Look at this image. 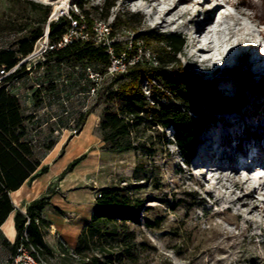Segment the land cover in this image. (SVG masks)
Wrapping results in <instances>:
<instances>
[{"label":"rangeland","instance_id":"rangeland-1","mask_svg":"<svg viewBox=\"0 0 264 264\" xmlns=\"http://www.w3.org/2000/svg\"><path fill=\"white\" fill-rule=\"evenodd\" d=\"M248 1L67 0L68 8H64V1L0 0V53L13 51L18 58L12 68L0 62V84L19 98L25 138L34 145L42 165L49 166L38 179L41 187L53 180L42 194H51L53 200L43 208V216L56 224L64 219L67 223L65 237L53 233L51 223L41 227L53 252L44 254L51 264H64L61 249L73 245L71 231L78 211L94 215L102 188L109 185L124 188L132 203L122 217L115 218L109 236L104 233L91 239L89 254L100 258L98 264H264V166L252 161L264 144V60L252 61L264 55V22ZM218 5L222 6L219 11ZM73 12L83 16L86 26L87 17L93 26L105 21L115 42L127 49L142 32L181 34L186 40L178 54L181 62L215 82L223 94L240 95L246 103L239 111L217 114L202 128L189 163L172 127L141 125L132 133V149L108 150L101 128L105 100L98 95L113 77L108 69L72 56L60 57L54 51L29 57L39 48L42 36L29 53L21 51L29 47L39 27L43 34L50 30L52 14L60 16L69 29ZM216 16L198 46L209 40L211 47L214 41L221 42L219 49L191 56L198 48L192 32ZM73 37L83 38L81 30ZM146 45L140 40L138 52L155 62L147 56L153 46ZM143 88L150 92L147 80ZM210 136L215 150L226 147L220 154L224 168L213 166V160L201 171L198 165L204 162L205 140ZM246 148L248 154L241 156ZM231 161L237 165H229ZM225 167L243 181L246 171L253 169V179L237 184L222 174ZM256 182L262 188L243 199ZM14 204L15 213L27 212ZM136 212L138 221L131 218ZM16 243L15 214H10L0 229V264H10ZM67 249L78 258L75 249ZM85 262L77 259L72 264H90Z\"/></svg>","mask_w":264,"mask_h":264},{"label":"trees","instance_id":"trees-1","mask_svg":"<svg viewBox=\"0 0 264 264\" xmlns=\"http://www.w3.org/2000/svg\"><path fill=\"white\" fill-rule=\"evenodd\" d=\"M248 2L264 22V0ZM48 13L46 12L43 21L47 20ZM73 15L75 18H81L75 12ZM85 21L89 31H92V19L87 17ZM50 26V38L53 43L59 41L68 31L62 18L56 22L51 21ZM42 34L43 28L39 27L29 47L21 51L29 53L34 42ZM140 40L147 44L146 47L153 46L151 54L156 62L144 58L138 60L129 66L127 72L114 75L98 93L105 100L101 122L104 142L108 150L127 151L134 147L132 133L139 126L146 125L149 129L172 127L175 130V141L189 163L200 142L202 128L213 122L217 114L239 111L246 99L237 94H223L215 82L200 77L184 65L178 57L186 44L181 34L142 32L134 39L131 50L115 42L114 51L117 55L124 51L137 54ZM53 51L60 57L72 56L76 61L102 64L105 68L111 63V55L107 49L96 44L93 39L74 38L66 46ZM0 62L12 68L17 64L18 58L15 52L5 50L0 53ZM144 80L150 84L149 93L143 88ZM243 84L248 85V81ZM89 113H85L82 122ZM24 121L19 98L10 93L5 84H0V227L16 209L11 192L49 169L48 165H42L34 145L26 140ZM80 159H76L70 167ZM51 199V194L42 195L28 205L26 213L16 212L17 243L14 252L21 242H26L23 239L26 232L28 242L43 256L45 253L53 254L41 232L42 226L51 223L42 213L43 208L51 203ZM131 203L132 198L124 188L117 185L103 187L92 220L79 236L75 248L78 258H74L75 256L62 246L61 257L64 264H72L77 259L98 264L100 258L89 254L91 239L104 233L109 236L114 231L115 218L122 217ZM131 218L138 221V212L131 213Z\"/></svg>","mask_w":264,"mask_h":264},{"label":"built area","instance_id":"built-area-1","mask_svg":"<svg viewBox=\"0 0 264 264\" xmlns=\"http://www.w3.org/2000/svg\"><path fill=\"white\" fill-rule=\"evenodd\" d=\"M80 17L83 16L81 15ZM59 18L60 16L52 14L49 21L51 22ZM93 29L94 33L91 34L88 29V26H86L82 22L81 18L72 19V24L70 25L68 31L60 38L59 41L53 43L50 40V30L48 27L47 31L42 35L40 39L39 48L37 45L36 49L33 51L32 54H30L29 57L38 53L44 55L48 51L57 50L66 46L67 44L73 41L74 32L81 30L83 39H93L96 44L105 47L107 49V52L111 55V63L107 68L108 73L110 75L114 76L118 73L127 72L129 66L135 64L138 60H143L142 52H138L137 54H131L127 51H124L120 55H117L115 53V40L111 36L110 28L105 21H97L93 26ZM130 43L131 44L129 45V49L131 50L132 42ZM147 56H151L155 60L151 52H148ZM3 72H5V69L2 70V73ZM23 239H25L26 242H21L17 246L16 251L11 257L10 264H51L32 243L28 242L26 232L24 234Z\"/></svg>","mask_w":264,"mask_h":264},{"label":"bare ground","instance_id":"bare-ground-1","mask_svg":"<svg viewBox=\"0 0 264 264\" xmlns=\"http://www.w3.org/2000/svg\"><path fill=\"white\" fill-rule=\"evenodd\" d=\"M58 1H64L63 4H62V7L68 8V2H67V0H55L54 3L58 2ZM221 7H222L221 5H218L217 8H216V10L219 11L221 9ZM173 8H174V6L169 7V8H166L165 11L166 12H170ZM216 18H217V16L214 19L211 18V19L207 20L206 22H204L201 25H199L192 32V37L196 41V45L197 46H198V44L200 42V36H201V34L203 32H206V31L210 30V26H211L212 22H214L216 20ZM191 21H193V19H191ZM220 45H221V42L214 41V46L211 47L210 41L209 40H206V42H205L204 45L198 46V48H196L195 52H192L191 53V56L198 55L201 52H204V51H207V50L212 51L214 49H219ZM263 60H264V55L263 56H259L257 59H253L252 61L254 63H260ZM247 111H248V108L245 110V112H247ZM254 126H256V124ZM252 139H255V138H252ZM255 140H257V139H255ZM211 142H212L211 136L208 137L207 140H205V146H204V151H203L205 153V154H203L204 162H200L199 165H198V168L201 171L205 167V164L206 163L213 162V160H214L213 166H218V165L223 166V164L221 162L220 154L222 155L224 153L226 147L225 146H222L221 148H219V151H217V149L215 150L214 147L210 146V143ZM214 145H215V143H214ZM258 146H260V145H258ZM228 147H232V146H228ZM259 149H260V151H262V152H260L261 154L259 153L258 155L253 156L252 157V161H253V164H258L259 163L258 165L264 166V144ZM247 152H248V148H246L244 150V153L243 154H240V155L241 156H245V155L248 154ZM240 153H241V150H240ZM232 163H233L234 166L237 165L236 163H234V161H231L229 165L232 166ZM241 164L247 165V163L245 164V163L239 162V165H241ZM223 168H224V166H223ZM226 168H229V167H225V169L222 170V174L225 177H228L230 180L235 181L237 184H243L244 182L253 179V176H252V173L254 172L253 169H251L250 171L249 170L246 171V176H245L246 178L243 181V180L239 179L236 174H232V172L225 171ZM262 186H263L262 183L256 182L255 186H253L252 188L248 189L247 193L244 196H242V198L245 199V198L251 197L252 194H253V192L256 189H261ZM257 207H258V205H254L253 206V208H257Z\"/></svg>","mask_w":264,"mask_h":264},{"label":"crops","instance_id":"crops-1","mask_svg":"<svg viewBox=\"0 0 264 264\" xmlns=\"http://www.w3.org/2000/svg\"><path fill=\"white\" fill-rule=\"evenodd\" d=\"M38 179H39V176L37 178H35L34 180H28L18 190L11 192V197L13 199V202L16 203V205L25 212L27 210L28 205L34 199L40 197L46 191L48 186L53 182V180H47L45 185L43 187H41V185L38 184L40 181ZM51 202L53 204V200ZM61 209H63V208H61ZM11 214H16V213L14 211ZM77 215H78L77 221H76V223H74L75 226L71 231L72 235H73V239H72L73 245H71V246L66 245V247L69 249H75L76 248V246L78 244L79 236H80L83 228L88 223L91 222L92 217H93V214L83 215V213H80L79 211H78ZM49 221H51V225L53 227V230H52L53 233H55V231H58V233H60L62 236H64V237L66 236L65 224H67V223L65 222L66 221L65 219H64V221L60 220V222H57V224L54 223L51 219H49ZM57 225L60 227L57 228ZM0 229L2 230V226L0 227Z\"/></svg>","mask_w":264,"mask_h":264}]
</instances>
